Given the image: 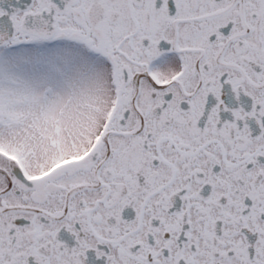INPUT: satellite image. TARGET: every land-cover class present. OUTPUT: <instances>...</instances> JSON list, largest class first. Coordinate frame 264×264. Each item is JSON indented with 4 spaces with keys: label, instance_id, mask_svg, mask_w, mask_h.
<instances>
[{
    "label": "snow or ice",
    "instance_id": "obj_1",
    "mask_svg": "<svg viewBox=\"0 0 264 264\" xmlns=\"http://www.w3.org/2000/svg\"><path fill=\"white\" fill-rule=\"evenodd\" d=\"M0 264H264V0H0Z\"/></svg>",
    "mask_w": 264,
    "mask_h": 264
}]
</instances>
